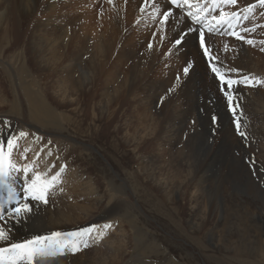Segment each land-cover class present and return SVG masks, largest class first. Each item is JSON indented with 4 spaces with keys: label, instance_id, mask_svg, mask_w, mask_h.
<instances>
[{
    "label": "rangeland",
    "instance_id": "obj_1",
    "mask_svg": "<svg viewBox=\"0 0 264 264\" xmlns=\"http://www.w3.org/2000/svg\"><path fill=\"white\" fill-rule=\"evenodd\" d=\"M43 1V5L47 2L56 10L57 8L59 10V6L64 7L63 12H58L63 16V21L68 24L78 25L89 17L93 25L100 29L95 31L94 38L90 33L93 30L88 31L87 35L90 38L82 42V49H78L77 53L73 52L74 54L67 51L65 59L83 68L89 67L91 61H98L103 73V78L98 79L104 80V83H106L105 76L110 70L116 69L121 74L130 71L134 66L137 68V73L134 72V74H140L139 81L142 77L146 79L149 75L155 76L156 79L158 76L163 79L171 75L166 86L169 96L155 90L156 108L160 111L159 115L163 116L162 106L169 104L170 118L174 119L173 116L177 117L180 114L181 120L167 123L170 125L169 128L173 127L175 122L178 127L181 121L183 129L194 128V131L199 133L197 137L199 147L196 144L195 158L202 161L200 169L204 168L206 177L211 178L210 183H205L207 187L201 192L194 193V187L186 190L185 183L181 182L182 192L177 191L171 195L172 197H161L155 184L162 185L163 180H167L179 187L184 175L176 171L181 170L177 165V158L180 152L184 151L181 147L182 138L178 139L180 146L176 140V145L171 146L167 151L166 157L174 154L172 168L165 166L169 163L161 161L160 165L164 173L158 168L159 171H154L155 180L146 179L140 173L145 171L141 163L142 156H147L153 148L147 141L148 144L142 145L141 149L137 150L130 139L122 136V131L124 133L125 130V127L121 125L122 122L125 119L128 121L134 119V113L139 110L137 105L133 107L134 103L128 100L124 101L112 123H108L111 120L99 104L102 98L100 92L88 101L91 96L90 91L77 110L72 103L60 106L56 104L58 109L49 113L52 115L51 118L44 120L40 118L39 123L32 122L27 114L26 102L31 98L39 97L33 93V88L29 84L32 82L30 79L35 77L29 69L39 60L30 57L32 54L26 49L29 36L22 30L24 22L21 23L20 32L14 34V37L8 32L7 44H5L6 37L3 43L0 40V87L7 96V107H0V137L3 132L10 131L11 136L8 140L16 142L17 137L24 141L31 138L30 142L34 144L29 148L32 153L35 152V155L29 154L32 163L27 189L37 173L41 174L42 179L28 191V204L32 211L26 214L32 241L51 236V229L59 217L51 214L50 209L63 207V202L66 200L64 198L78 194L77 200L71 205H64L71 208V211L64 210L71 216L70 218L74 217L79 221L76 226H73L78 228L62 236V239H69L64 244L66 251H70L74 246L78 250L69 254L55 253L50 264H78L77 261L82 255L95 257L100 256L103 251L109 255L121 257L123 259L121 264H264V184L254 180L250 174H244L241 171L230 174V171L224 169L229 162L228 152L232 151L237 144L235 138L242 141L247 138V133L242 132L241 127H237L239 115L236 113L240 114L242 107H246L239 105L240 102L235 100L233 91L237 88V84H232L229 88L226 83H218L219 85L216 83L218 85L216 88L210 85L203 88L200 87L202 85L199 84V86L198 83L195 84L190 80V69L188 68L185 74L184 68L188 67L187 61L193 65L192 60L196 63V59L192 54H188L184 60L178 56L181 50L175 46V42L178 39L177 36H180L177 33V28L180 27L179 20L168 18L162 22V14H167V7L163 4L159 8L155 0ZM203 3L205 5L202 8L205 9L207 0ZM177 8L174 9L177 10ZM222 10L226 12V15L235 13L238 20L233 23L231 32L214 34L218 39H228L226 44L220 46L222 54L217 56L219 63L227 67L230 59L232 60V54H237L238 45L235 40L244 43L245 47L252 50V53L262 57L263 63L264 2L236 0L234 4L229 2L224 5ZM214 14L215 11H210L207 19L212 18L217 23L218 16ZM100 22L104 25L101 26ZM183 31L186 32V29L184 28ZM52 35L50 38H53ZM199 49L202 55H205L200 45ZM188 53L192 52L188 51ZM207 61L210 62L209 59ZM164 63L167 66L162 65ZM22 64H25V67L22 68ZM199 64L209 74H215L210 67H205L208 65L204 61ZM160 65L161 69L158 68ZM263 68L262 65L259 66V69ZM153 69L156 71L153 72ZM43 72L44 77L40 81L48 87L53 82L51 75L53 72L51 69H44ZM253 73L251 77L256 83V87L253 88L264 94V72L253 71ZM79 77L82 78V76ZM227 79L230 80V78ZM218 80L217 82H220ZM117 81L122 80L118 78ZM138 86L135 89L136 94H139ZM244 87L248 89L249 85L246 84ZM49 91L52 92L51 89ZM49 95L47 94L48 97ZM229 96L232 98L231 101ZM214 101L217 104L213 103ZM20 103L22 116L18 115ZM235 105L239 107L235 108L234 114L233 106ZM153 115L156 118L159 117V115ZM228 116L230 121L227 120ZM155 123L156 121L152 123L154 127L152 126L153 129L150 127V131L156 130ZM261 124L264 127V122ZM224 131L226 134H223ZM20 133L26 135L21 137ZM211 134L215 138L218 134L219 136L214 139ZM222 137L227 142L222 146L223 149L221 145H217ZM261 138L264 139V134ZM43 144L46 147H43ZM36 148L40 152L36 151ZM60 148V151L55 152ZM45 151H51L48 157L52 153L55 155L51 165H45V159L41 154ZM214 151L216 156L213 159ZM13 157H19L17 146L14 147ZM58 162H61L59 170L51 173ZM151 163L149 162L148 165ZM15 165L18 169L19 163L15 162ZM74 166L81 167L85 172L84 181L81 180V186L76 188L71 187L75 184V178L69 176ZM53 176L57 179L53 180ZM19 180L20 178H17L12 187L0 188V193L10 188L15 192L22 190L23 186L20 187ZM162 187L169 191V187ZM41 194L46 203L43 200L31 198L32 195ZM112 208H118L119 212H111L102 220L96 218ZM83 214H89V216L81 220L80 216ZM120 227L129 235L122 237ZM130 228L133 229L132 233ZM134 232L137 234L133 235ZM73 233L82 235H70ZM56 242L61 243L62 240H56ZM49 245L51 244L32 243L30 248H44L45 251L50 252ZM111 246H115L114 249L111 250ZM33 256L41 258L37 254ZM31 261L33 264V260Z\"/></svg>",
    "mask_w": 264,
    "mask_h": 264
},
{
    "label": "bare ground",
    "instance_id": "obj_2",
    "mask_svg": "<svg viewBox=\"0 0 264 264\" xmlns=\"http://www.w3.org/2000/svg\"><path fill=\"white\" fill-rule=\"evenodd\" d=\"M155 1L159 8H161L163 4L166 5L168 18H177L179 20L178 26L180 27L177 28V33L180 36H177V38H179L181 42L179 44L175 43V46L181 50L178 56L180 59L184 60L187 58L188 54H192L196 59V63L192 60L193 65H191L186 60L188 65L187 68L190 69V80L195 84L198 83L197 85H202L199 86L203 88L208 85H210L211 87L215 86L214 88H216L219 85L218 83H225V81L228 80L227 78L235 81V83L233 84H237V88H235V90L233 91L235 100L236 102H240L239 105H245L246 107H242L240 114H238V112L236 111V114L239 115V127H241L242 132L245 131L247 133H245L247 135V138H244L243 141L235 138V142L237 144L235 145L234 149H232L231 147L232 151H227L229 155V160H227L229 162L225 165L224 169L230 171V174H233L237 171L244 172V174L248 175L250 174L254 178V180H256L257 182H262L264 184V139L261 138L262 134H264V127H262L263 125L261 124V122H264V94H262V92H260L259 90H256V88H253L256 87V83L251 77V75L254 74L253 71L264 72V68L259 69L260 65L264 67V62L262 63L261 61L262 57L257 56V54L255 53H252V50L245 47L244 43L240 42L239 40H235L238 45L236 51L237 54L232 52V60L230 59L229 65L227 67H224L219 63L217 56H220L222 54L220 46L226 44L228 42V39H218V37H215L214 34L231 32L233 23L238 20V16L235 13L226 15V12L222 10V7L229 3V0H219V5L214 14V16H218L217 23H215L213 19L210 18L207 19V23L201 24H198L195 20H192L190 16L195 10H197V7H200L204 0L184 1L179 4L177 10L168 5V0ZM210 1L211 0H207V6L210 5ZM43 3V0H0V40L3 43V39L4 37H6L5 44H7L9 40L7 37L8 32L14 37V34L20 32L19 27L21 28V23L24 22V27L22 30L26 35L29 36L26 49L28 52H31L32 55H30V57H34L35 59L39 60L36 61L37 63L32 64L29 69L30 71H32V73H34L35 76L34 78L32 77L30 79L32 82H30L29 84L33 88V93L38 95L39 98H31L28 102L24 100L26 102V108L28 110L27 114L31 121L34 123H39L41 121L39 120L40 118H42V120L51 118L52 115L49 113L58 109L57 105L60 106L65 103H72L74 109L77 110V108L81 106L84 97L88 96V91H90L91 93V96L89 94L90 97L88 101H90L91 97L92 99L94 96L96 97V94L100 92L102 98H100L101 100L99 101V104L100 106H102V110L108 114L107 117L109 118V120H111V122L108 121V123H112L115 115L122 107L124 101L128 100L129 102H133L135 105L133 107L138 106L139 110H136V112L134 113L135 115L133 116L134 119L130 120L131 122L127 119L122 122L121 125L125 127L124 133L122 131V136L126 139H130L133 147H135L137 150L141 149L142 145L148 144L147 141H149V145H151V148H153V150L148 153L147 156H142L143 161H141V163L145 171L142 170L143 172L140 173L143 174L146 179L153 181L155 180L154 171L158 170V168L161 172L164 173V169H162L160 165L161 161L169 163V165L165 164V166L172 168L171 163L173 161L174 154H170L168 157H166L167 151L171 148V146L174 147L176 145V140L178 143V139L182 138L181 147L182 149H184V151H179L180 154L178 153L179 156L177 158V165L181 168V170L176 168L177 172H179L180 174L182 172L184 174L180 181V186L177 187V185L173 182L163 180L164 182L162 181V185H160L159 183L155 184L156 189L157 191H159L161 197L164 198L171 196L177 191L178 193L180 191L182 192L183 189L181 188V182L185 183L186 186L183 187L186 190L194 187V193L196 191H203L207 187L205 186V183L209 184L211 178L206 177L204 168L200 169L202 161H198L195 158V146L196 144L198 146L197 137L199 133L194 131V128L191 130H189L188 128L183 129L181 127L183 122L181 121L178 123V127L175 122L173 123V127L169 128V121L173 122L181 120L179 116L180 114L177 117L173 116L174 119L170 118V115L168 113V108L170 107L169 104L162 106L163 116L159 115L160 111H158V109L156 108L157 94L155 90L157 89L161 93H164V95L169 96L166 92V86L168 84L167 82H169V80L171 79V75H168L163 79H161L160 76H158L159 78L157 77L156 79L155 76L153 77L149 75L146 79L145 77H142V79L139 81L140 74H134V72L137 73V68L134 66V68L130 69V71L121 74H119L116 69L110 70L105 76L106 83H104V80L98 79L103 78V73L101 71V68L99 67L101 64H99L98 61H91L89 67L83 68L81 65H77L71 62L69 59H65L68 52L74 54L73 52L77 53L78 49H82V42L85 39L90 38L87 35L88 31L93 30V32L90 33L92 34V38H94L95 31H98L100 29L96 28L95 25H93L92 20L89 17L81 21L78 25L68 24V22L63 21V16L59 14V12L64 11V7L61 8L59 6V10L58 8L56 10L52 8L51 4L46 2L43 5ZM190 4H194V7L190 8ZM207 6L205 7V9L207 8ZM203 11L204 9L201 10L199 15H201ZM199 15L197 14V16ZM99 24L101 25V22ZM103 25L104 23H102L101 26ZM226 25H228V28ZM184 28L186 29V32L183 31ZM52 34H54V36ZM50 35H52L53 38H50ZM202 39L204 41L203 44L201 43ZM199 45L201 46L202 51L205 55H202L199 49ZM188 51L192 53H188ZM207 59H209L210 62L207 61ZM202 61H204V63L208 65V67L205 65H203V67H210L212 71H214L213 69H216V71H214V75H211L206 70H203L202 66L199 64V62ZM162 65L167 66L166 63ZM23 67H25V64H22V68ZM158 68L161 69V65ZM44 69H51V71L53 72V74L51 73L53 82L48 87L43 82L41 83V78L44 77ZM155 71L156 69H153V72ZM77 74L78 77L82 76V78H76ZM118 78H121L122 81H117ZM217 79H219L218 81L220 82H217ZM246 84L249 85L248 89L244 87V85ZM257 84H259V82H257ZM137 85H139V94H136L137 91L135 90ZM1 89L2 88L0 87V107L6 108L7 96L3 91H1ZM50 89L52 92L49 91ZM204 90L206 92V89ZM47 94H50L49 97L47 96ZM189 94L191 93L189 92ZM208 95L211 96V94ZM52 103H54L55 105H53ZM213 103H215V101ZM18 112V115L22 116L23 111L21 103ZM153 114L159 115V117L156 118ZM227 120L230 121L229 116ZM232 120L233 119H231V121ZM154 121H156L155 126L157 128L156 130L150 131V129H153L154 127L152 125ZM226 125L227 124H225V127L228 130L229 128ZM223 134H226V131H224ZM10 136V131H5L0 137V171L9 173L7 188H9L10 186L12 187L16 179L20 178V187L22 185L23 189L17 192L11 190L13 193H15V195L11 198L10 194L8 193L9 189H7L5 192L0 193V231L5 232L7 235V239L0 240V264H28L27 259H19L18 254L21 252V250L13 248V245L25 244L30 248V245L32 244L30 243L32 242V239L30 237V226L28 223L27 214L26 212L21 211L19 216H17L13 212V209L17 207L16 202H19L20 204H28L29 202V193L26 192L25 189H27V185L29 183V172L32 163L29 154L32 156L35 155V152L32 153L29 148L34 144L30 142V140H32L31 138L30 140L26 139L24 141L21 139L19 140V137H17L16 144L19 150V157L14 158V147H8V142L12 141L8 140ZM218 136L219 134L217 135V137ZM36 138L41 139L40 137ZM216 138L214 136V139ZM184 141L185 143L183 144ZM225 143L227 142L225 141V138L222 137L217 142V145H221V149H223L222 146H224ZM180 145L181 144L178 143V146ZM43 147L46 146L43 144ZM35 150L39 151L37 148ZM60 150L61 148L55 152H58ZM50 152L51 151H45L41 153L43 155L42 157L45 159V165H51V163L54 162V153H52L50 157L47 156ZM214 156H216V153L212 155L213 159L215 158ZM15 162L19 163L18 169L16 168ZM149 162L152 163L148 165ZM60 163L61 162H58V164L54 166L55 168H53L51 173L59 170ZM147 166L150 167L147 169ZM68 169H70V167H68ZM84 173L85 172L81 167L74 166L72 171L69 173V176H73L75 178V184H72L71 187L76 188L78 186H81L80 181H84L85 179V177H83L85 175ZM88 181L90 180L88 179ZM162 186L166 188L169 187V191H166ZM195 188L196 190H194ZM258 190L259 189L256 187V191ZM85 197L88 196L85 195ZM77 198L78 194L72 197L68 196L67 198H64L66 200H64L63 202V207H52L50 209L51 214L58 215L59 220L54 223L55 225L53 229H51V236L47 240H43L40 242L50 243L51 245L48 246L50 247V252L61 254H69L74 252L72 249L70 251H66L64 244L69 239H62V236L65 233L72 232L78 228V226H73H76L79 221L74 219L73 216V218L71 219V216L64 211L66 209L71 211V208L64 207V205H71L73 201L77 200ZM193 205H196L195 199L193 200ZM60 209H62V211ZM111 212H119V209L112 208L111 210L104 211L100 216L96 218L102 220ZM88 216L89 214H83L82 216H80V218L81 220H83ZM122 219L124 218L122 217ZM120 228L121 233L123 234L122 237L129 235L124 230H122V227ZM130 229L132 233L133 229ZM55 233H60L61 235L57 237L54 235ZM135 234L137 233L134 232L133 235ZM56 240H62V242L58 243L56 242ZM114 247L115 246H111L110 249L112 250L114 249ZM32 260L33 264H50L53 261L52 256H46L45 258H36V256H33ZM77 262L78 264H121L123 262V259L118 255H109V253L107 254L105 251H103V253H100V256L95 257L82 255Z\"/></svg>",
    "mask_w": 264,
    "mask_h": 264
},
{
    "label": "snow or ice",
    "instance_id": "obj_3",
    "mask_svg": "<svg viewBox=\"0 0 264 264\" xmlns=\"http://www.w3.org/2000/svg\"><path fill=\"white\" fill-rule=\"evenodd\" d=\"M229 2H231V3L234 4L236 2V0H229ZM262 2H264V0H262ZM162 15H163L162 22L164 20H167L168 19V14L165 13V14H162ZM180 42H181V40L178 38L175 43L179 44ZM201 43L202 44L204 43L203 39L201 40ZM248 43H252V41H248ZM206 51H207V49H206ZM213 70L216 71V69H213ZM184 72H185V74H187V72H188V68L187 67L184 68ZM218 75H219V73H218ZM225 83L230 88L231 85L233 83H235V81L227 80V81H225ZM231 99H232L231 96H229V100L230 101H231ZM236 107H239V106L238 105L233 106V113L234 114H235V108ZM237 127L239 128L238 120H237ZM25 135H26L25 133H20V136L21 137H24ZM241 135H243V133H241ZM16 146L17 145H16L15 140H13L11 142H8V147L9 148L16 147ZM8 179H9V173L0 171V188L7 187ZM41 179H42L41 174L37 173L35 175V177L32 178L31 184L29 185V188L28 189H25V191L26 192L30 191L32 188H34V186L37 184V182L41 181ZM52 179L53 180H56L57 177L56 176H53ZM9 194H10V198L15 195V193H13L11 191V189H9ZM31 198L33 200H43L45 203L47 202L44 199V196L42 194L41 195H32ZM16 203H17V207H15L13 209V212L17 216H19V214L21 213V211H23V212H30V211H32V208L30 207L29 204H27V203L20 204L19 202H16ZM54 235L57 236V237H59L61 234L60 233H55ZM70 235L76 236V235H82V234H80V233H73V234H70ZM5 239H7L6 233L3 232V231H0V240H5ZM43 239H48V238H37L35 241H32L30 243L39 244ZM13 248L14 249H20L21 250V252L18 254L19 255V259H21V260L27 259L28 260V264H31V260H32V257H33L34 254H37V255H39L41 257L54 256L55 255V252H47V251H45L44 248H29V246L26 245V244L25 245H13ZM72 250L73 251H76V250H78V248H76L74 246L72 248Z\"/></svg>",
    "mask_w": 264,
    "mask_h": 264
}]
</instances>
